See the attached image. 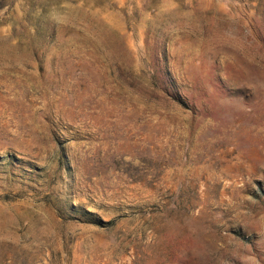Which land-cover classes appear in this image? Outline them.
<instances>
[{
    "label": "rangeland",
    "instance_id": "374dc122",
    "mask_svg": "<svg viewBox=\"0 0 264 264\" xmlns=\"http://www.w3.org/2000/svg\"><path fill=\"white\" fill-rule=\"evenodd\" d=\"M0 264H264V0H0Z\"/></svg>",
    "mask_w": 264,
    "mask_h": 264
}]
</instances>
